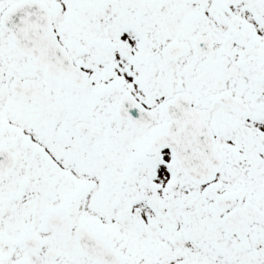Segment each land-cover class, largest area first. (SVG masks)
I'll return each mask as SVG.
<instances>
[{
    "label": "snow or ice",
    "instance_id": "obj_1",
    "mask_svg": "<svg viewBox=\"0 0 264 264\" xmlns=\"http://www.w3.org/2000/svg\"><path fill=\"white\" fill-rule=\"evenodd\" d=\"M0 264H264V0H0Z\"/></svg>",
    "mask_w": 264,
    "mask_h": 264
}]
</instances>
